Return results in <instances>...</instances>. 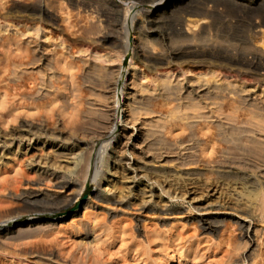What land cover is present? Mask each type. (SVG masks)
I'll return each instance as SVG.
<instances>
[{
    "label": "rangeland",
    "instance_id": "1",
    "mask_svg": "<svg viewBox=\"0 0 264 264\" xmlns=\"http://www.w3.org/2000/svg\"><path fill=\"white\" fill-rule=\"evenodd\" d=\"M77 1L0 0V32L3 34L0 39L10 33H18V31L24 33L29 27L38 26L41 32L45 31L46 27H52L51 24L46 23V14L38 13V9L46 10L48 8L58 15L57 23L60 28L52 33L53 36L55 34L54 37L58 43H60V39L67 36L68 22L74 24L75 27L77 25L80 27L84 26L86 21L96 24L95 31L99 32V36L106 34L115 39L107 42L103 51H109V53L117 55L118 52L120 53L124 50L123 43L127 40V37L133 40L139 51L137 55L131 51L124 54L121 61L124 70L131 66L132 59L137 64L139 63L141 54L139 48L154 51L156 55H169L173 50L187 44H196L203 49L214 48V45H216L215 48H218L221 43L223 44V40L225 41L227 33L240 36L243 40L238 42H241L242 46L249 45L257 50H263L264 48V29L252 26L255 22H259L264 18V0H257L259 3L251 6L252 8L250 6L248 8L246 6L241 7L240 4L232 2L233 0H180L179 4L177 3L175 6L176 8L174 7L163 15L152 16L144 12L138 13L134 18L135 24L133 23V26L131 20H126L127 4L130 0H84L86 4L88 3L84 9L79 7ZM131 1L141 3L142 8L152 3V0ZM252 2L254 3L256 0ZM208 12H212L211 14L213 15L212 26L208 27L209 30L207 26L199 27L197 25V21L206 16ZM34 13H37V15ZM64 16L66 19H64ZM189 27L191 32L187 31ZM211 28H215V35L213 34L215 31ZM20 32L19 34H21ZM4 40H0V115L7 113L10 109L14 113H19H16L18 118L14 117L11 125L17 127L20 122L21 124H31L32 130L40 137L39 142L35 140L33 143V153L46 154V131L47 136H56L52 140L57 142L58 145L71 143L69 145L70 149H59L61 160L67 159L66 161L71 162H69L70 164L67 168H56L57 170H55L53 165H49L47 168L46 164H41L44 169L47 168L50 172L56 171L57 176L66 182L63 188H58L54 181L43 182L42 186H39L40 184L36 182L39 179V175L33 171L34 169L22 168L24 171L29 170L26 173L24 172V175L28 174L23 177L24 175H21L23 170L20 166L24 158L22 155L13 156L14 159L8 167H0V238L3 241L1 242L0 239V264H264V148L261 151L256 150L249 143V137L246 140V135L249 136V133H253L254 137L261 133L256 131L242 133L241 140L243 141H240L241 143L236 147L234 143L226 141L223 133L217 130L218 125L214 118L213 120L212 118H205V120L201 118L195 121L197 123L194 124L196 127L193 125V132L196 136L190 134L188 129L184 131L178 127L177 130H174L176 137H166L169 142L173 143V148L171 149L175 151L169 150L168 154H171L172 162L164 164L165 170L168 169L167 171L172 173L175 171H179V173L182 171V173L190 172L200 175L199 179H205L206 181L219 180L220 182L218 183L223 184L222 189L225 191H223L225 193L223 198L225 200L226 198H240L251 204L250 215L246 216L248 218L240 217L238 214L240 211L231 207L230 199L226 200L227 202L225 200L220 202L217 201L218 199L215 200L216 197L212 195L207 196L211 203L207 205L206 216L220 219L224 217V220L222 219V223L216 230L200 227V223L196 218L201 216L202 212H198L195 209L200 201L190 197L184 200L172 199L169 214L164 211L162 213L154 199L148 203L145 209H139L136 204L138 201L134 202V205L136 204L134 206L132 204L133 200L128 201L131 203V207L123 204L114 208L109 203L108 205L114 208V210L111 209L110 214L105 209L107 202L101 201L103 200L104 192L100 193L99 187H97L101 181L99 179L104 176V173L99 172L95 176L96 170L100 169L98 168V155L101 151V141L97 129H94L95 126H93L95 123L93 122L94 117L92 120V116L91 118H81L82 114L80 113V118H77L78 116L76 117V115H78L79 111L71 110V107L69 109L68 106L65 108L67 112L64 113L65 111H62L64 110L62 106L64 96H62V93L61 97L58 94L62 90L65 93V90L68 89L67 86L69 87L68 84L65 89L61 90L66 84L67 76L64 74L78 72L76 71L77 68L70 69L69 73H67L61 63L59 68L58 64H56V70L52 71L55 77L53 76L51 84H56V87L59 85L60 89L52 86L54 90H51V87L49 89L52 94L49 93L46 96V74H50V69L46 67V48H42L45 47V44H41L42 42L39 40L36 43L39 48L34 51L33 47L31 49L30 44L27 45L24 39H19V47L12 43L10 45ZM246 40L249 42H246ZM232 41L235 42L234 39H229V41L227 39V42ZM181 59L172 58L178 63L177 66L180 65L179 61ZM18 61L23 62V65L16 66L12 64H21ZM116 61L118 62V60ZM174 61L173 63H175ZM46 68L49 69V73ZM10 69H17L16 77L9 74ZM56 73L59 79L56 78ZM146 74L148 78L152 75L147 72ZM62 79L63 81L65 80L63 84L61 83ZM55 80L59 82L56 83ZM244 82L250 87L256 84V80L249 78ZM81 88L85 92V95L82 92L84 97L90 94L88 93L90 92L88 87L82 86ZM84 88H87V90ZM30 90L32 93L36 91V94L41 92L40 94L44 97L40 98L39 96L41 95L39 93V95L34 96V93L27 97ZM21 91L24 92L22 93ZM51 95L54 98L53 101L50 99ZM192 95L196 96V98L195 96L193 97L192 101L199 100L203 105L208 104L212 100L209 99L207 101L208 98L201 94H187L189 98ZM32 97H35L34 100ZM188 100L190 101V99ZM49 101L52 102L49 103ZM46 102L50 105L48 106ZM249 103L250 105L247 104L248 106H245L241 111L240 118L257 120L260 116H257L256 112L260 111L259 114L261 113L262 115L261 110L264 106H260L261 109H258V105L251 101ZM60 106L62 109L59 108ZM69 110H75V115L73 116ZM204 111H208L207 108ZM46 115H49V117ZM83 118L90 120L87 121ZM83 121H86V123L91 121L89 128L87 126L90 123L86 126ZM82 122L85 123L84 128ZM140 125L138 123L136 127L138 126L139 128ZM124 126L125 123L119 122L113 134H121ZM127 128L132 129L133 132L136 131L132 125ZM139 134L136 131L134 136L137 137ZM189 134L192 137H189ZM139 142L142 145L137 142L138 145L136 144L135 146V141H133L134 147H128L123 152V157L132 161L136 160L137 157L141 161L153 160L152 157L146 154L148 150L146 141L142 142L140 140ZM181 146L189 147L188 149L191 147V149L188 151ZM244 150L246 151L244 152ZM259 152L262 155L258 154ZM176 157L179 158L177 159ZM141 158L144 159L142 160ZM187 159L188 161H186ZM179 161L188 164L180 165ZM152 164L158 165L153 163V161ZM219 165L223 169L222 173H220L221 175L217 172ZM197 175L193 176L198 178L196 177ZM15 181L16 184H14ZM15 185L18 186L16 187ZM192 186L190 185V187ZM165 196L167 197V194ZM122 207L124 208L122 209ZM239 217L246 225H250L248 231L250 238L252 237V244L253 239L256 241L252 248H250L251 245L247 240L249 238L243 234L244 229L236 222V218Z\"/></svg>",
    "mask_w": 264,
    "mask_h": 264
},
{
    "label": "bare ground",
    "instance_id": "2",
    "mask_svg": "<svg viewBox=\"0 0 264 264\" xmlns=\"http://www.w3.org/2000/svg\"><path fill=\"white\" fill-rule=\"evenodd\" d=\"M179 1L180 0H152V3H149L148 5H145V7L142 8L141 3L130 0V2L127 4L126 20L127 21L131 20L133 26V23L135 21L134 18L138 13L144 12L152 16L163 15L168 11L172 10ZM251 1L254 0H233L232 2L240 4L241 7L246 6L247 8L248 6L252 8L251 6H254V4L257 5L259 3V1L257 0L254 3L253 2L251 3ZM85 2L86 1L84 0H78L77 4L79 5V7H82L84 9L87 7L88 4V3L86 4ZM38 13L40 14L45 13L46 23L51 24L52 27H48V28L46 27L45 31L42 30L44 33L39 30L40 27L38 28V26H34L32 28L29 27L27 31L26 30L24 31V33H21L20 31H18V33L15 32L10 33L3 39H5L4 41L9 43L10 45L12 43L15 44L16 46L19 45L18 44L19 39L20 40L24 39L26 40L27 45L30 44L31 49L33 47L34 51L38 50L39 48L38 44H36L39 42V40H41L42 42L41 44L43 43L45 44V47L42 48L43 49L46 48L45 49L46 67L50 69V74H46V96L49 95V93H51L49 92L50 87L51 88L52 86L56 87L55 82H53L55 85L51 84L52 78L55 77L54 76L55 74L52 73V71L54 69L56 70L57 68L56 64H58V68H59V66H61L59 64L61 63L65 71H67V73H69L68 71H70V69L77 68L76 71L78 72H71L69 74L63 73L65 76H67V78H66V84H64L63 87L60 86L62 87L61 90L65 89L66 85L68 84L69 87L67 86V88L69 90L68 89L65 90V93L63 92V90L62 92L58 90L59 91L58 94L60 95V97L62 94H63L62 96H64L62 100V106L64 110L62 111H65V108H67L68 106L69 109L71 107V110L75 109L77 110V112L79 111L78 115H76V117L78 116L77 118H80L79 117L80 113L82 114L81 118L82 117L91 118L92 116L91 118L92 120L94 117L93 122L95 123L93 124V126H95L94 129H97L98 131L97 133L100 135V141H101V147H100L101 151L99 152L98 155L99 156L98 168L100 169L96 170L95 176H97L99 172L104 173V176L101 179H99L101 181L99 183V186L97 187H99L100 193L104 192L103 193L104 196L102 197L103 200L101 201L107 202L106 203L107 206H105L106 211L110 213L111 209L114 210L115 207H119V205L122 206L123 204H126L128 207L129 206L131 207V203L128 202L129 200H133L132 202L133 205L135 201H138V203L136 204L139 206V209H145L147 208L148 203L154 199V202L159 206L158 208H160V211L161 212L164 211L168 213L170 210V204L172 199L184 200L190 197L192 199H199L200 201L199 204L195 207V209L198 212H202V215L196 218L197 221L200 223V227L203 229L216 230L218 226L222 223V219L224 217L220 219V218L206 216L207 214L206 210L208 207L207 205L211 203L207 199V196L212 195L216 197L215 200L218 199L217 201L220 202L224 201L225 199L223 197L225 193H223L224 190L222 189L223 184L222 185L221 183L219 184L218 182L220 181L217 179L216 180L214 179L213 181L210 180L206 181L205 179L201 180L199 179L200 175L192 174L190 172L182 173L183 172L182 171L179 173V171H175L172 173V172H168L167 171L168 169L165 170L163 167L164 164L166 162L168 163L172 162V158H170L171 154L169 155L168 153L169 150L173 148L172 147L173 143L168 141L169 139L167 138L169 137L167 136H175L174 130L175 129L177 130L178 127H180L184 131L188 129V131H190V134L195 135V133L193 132L194 131L193 125L196 123L195 121H198L197 119L204 118L205 120V118L208 119L212 118L213 120L214 118V121L217 122L215 123L218 125V127L216 126L218 128L217 130H220V132L223 133L224 139L226 141L234 143L236 147L239 143H241L240 141H243L241 140L242 133L246 131H251V132L256 131L257 133H261L258 134L259 137L258 136L254 137V135H252L253 133H249L250 134L249 136L246 135V140L249 137L250 140L248 141L249 143L252 144V147H254L256 150H260V151L263 150L264 111L262 110L264 109V107L262 106H264V48L263 50L262 49L257 50L249 45H248L249 47L242 46L241 42H238L243 40L241 39L240 36L227 33L225 35L226 42L223 40V44L221 43V45L218 46V48L217 47L215 48L216 45H214V48L210 46L211 48L203 49L197 46L196 44H187L184 45L183 47H179L173 50V52L169 55H161V54L156 55L154 54V51L142 50L141 48H139L141 51L139 57L140 58L139 63L137 64L132 59L131 66L127 70H124L121 64L124 54L128 51H131L132 53L137 55V52L139 51L138 46L135 45L134 41L130 40L129 37H127V40L123 43L124 45L123 51H121L120 53L118 52L119 54L117 53V55L112 54L111 52L110 54L109 51L106 52L105 50L103 51V49L105 47V44H107V42L114 41L115 39L106 34L99 36L98 34L99 32L97 33L95 31L96 24H94L91 21L90 22L86 21V24L83 23L85 24L84 26L79 27L77 25L75 27L74 24L68 22L67 36L63 37L62 39L59 38L61 41L60 43H58L57 39H55L54 37L55 34L54 36L52 34L54 30L60 28L58 27L59 25L57 23L58 15L48 8H46V10L38 9ZM211 13L208 12L206 16L199 19L198 21L196 20L198 22L197 25H199V27L207 26V29L209 30V28L212 26V21H213V15ZM35 15H37V13ZM211 17L212 19H210ZM64 19H66L65 16ZM252 26L259 29L262 28L264 29V18L259 22H255ZM73 28L75 29L77 28V29L75 30ZM6 29L8 30V28ZM211 29L215 31V28H211ZM190 30H191L190 27L187 28V31L191 32ZM19 32L21 34H19ZM214 33H216V31L213 32V34ZM2 36L3 34L2 32H0V38H2ZM227 39L228 41L229 39H234L235 42L233 41L227 42ZM246 42L249 41L246 40ZM110 44L112 45V43ZM174 57L177 58V60L181 58L183 59L179 61L180 64L179 66H177L178 63L172 60V58ZM116 60H118V62ZM173 61L175 63H173ZM18 62L21 63V61ZM12 64L16 66L18 65L22 66L23 62L21 64H16V63H12ZM60 68L63 69L62 67ZM203 68L204 70H202ZM49 69H47L48 73H49ZM16 71L17 69L16 70L10 69L9 74L14 75V77H16L15 76L17 75ZM146 72L152 74V75L149 74L151 75L150 78H148ZM56 78H58V76ZM248 78L256 80V84L250 87V85L244 82ZM64 81L62 79L61 83L63 84ZM57 82L59 81H56V83ZM57 86L58 87L56 88H59V85ZM82 86H86L90 89V92H88L90 94L88 95L86 94L87 95L86 97L82 95L83 92L81 88ZM84 89L87 90V88ZM51 90L54 89L52 88ZM30 92L28 93V95L26 94L27 97L33 95L36 91H34V93L31 92V94ZM38 93L40 94L41 92ZM84 93L85 92H83V94ZM195 93L196 95L197 94L204 95L206 98H208L207 101L209 99L212 100H210L208 104L203 105V103H201L199 100L192 101L195 95L190 96V98L187 96V94L191 95ZM37 94L35 93L34 96H36ZM40 95H41L39 96L40 98L44 97L42 96V94ZM53 96L56 97V95L54 94ZM187 97L188 99H190V101L187 99ZM29 98L31 99V97ZM50 99L53 101L54 98L52 97V95ZM250 101L258 105L259 108L256 106L258 109H261L262 107L261 110V112L263 113L262 115L261 113L259 114L260 112L259 110H257L259 111L258 113L256 112V115L260 116L257 120H249V119L245 120L243 117L240 118L241 111L245 108V106L250 105L249 103ZM51 102L49 101V103ZM49 103L48 106L50 105ZM254 104L253 106H255ZM59 108H61V106ZM206 108L208 111H204ZM75 110L73 111L69 110L70 113L73 114V116L75 115L76 112ZM66 112L67 111H65L64 113ZM16 113L18 112L14 113L13 110L9 109L7 113L5 112L4 114L2 113L0 115L1 116L0 167L2 168L8 167V165H11V162L14 159L13 156L22 155L24 158L20 164L21 169L22 168L24 169L29 168V170L34 169L33 171L37 172L36 174L39 175V179H37L38 181H36L38 182L37 184H40L39 186H42L43 182L49 183L50 181L52 182L54 181V183L58 188L65 187L66 182H64L62 179H60L59 176H57L55 170H57L58 168L59 169L67 168V166L70 164L69 162L71 161H66L67 159L61 160L62 158H60L59 149L62 148L68 150L69 145L71 143L67 145H63V144L58 145L57 142L55 141L53 142L52 140L54 137L56 138V136L55 135L47 136V131H46V154L33 153L32 150L33 143L35 140H38L39 142L40 137L36 135V133L32 130L33 127L31 126V124L28 123L21 124L20 122V125L17 127H15V125H11V121L14 119V117L18 118L17 115L19 113L18 114ZM46 116L49 117V115ZM85 120L88 121L90 119L87 118ZM83 122L86 123V121ZM83 122L82 124H84L83 125L84 128L85 123ZM119 122L125 123V126L123 127L121 134L118 133L117 135H114L113 131L114 129L116 130V128L118 127ZM89 123H86V126L87 124H89L87 126L88 128L91 125V121H89ZM138 123L141 124L139 128L138 126L136 127ZM3 125L5 128L3 127ZM129 125H132L135 128V130L140 133L139 136L137 137L134 136V133L136 131L133 132L132 129L127 128ZM88 128L87 130H89ZM189 137L192 136L190 135ZM140 140H142V142L146 141L148 150L147 153L146 152L145 153L148 154V156L152 157L153 160L151 159L143 160L144 158H141L143 160L141 161L140 158L138 159L137 157L136 160L132 161L129 160L128 158L127 159L124 158L123 152L126 151L130 146L134 147L133 146L134 144L132 143L133 141H135V146L137 142L139 145H142L139 142ZM24 143L26 144L24 145ZM234 144L232 145L234 146ZM56 146L58 147L56 148ZM185 146H181V147L187 149L188 151L191 149V147L190 149H188L189 147L186 148ZM245 151L246 150H244V152ZM174 154L176 155V153ZM184 154L190 156L187 153ZM258 154H260V152ZM152 161L153 163L158 165H153ZM186 161H188V159ZM179 162L181 163L180 165L188 164L186 162H181V161ZM41 164H46V167L49 165H53L55 167V170L50 172V170L47 169L48 167L44 169L43 166H41ZM29 170H25V171L23 170V173L21 172L20 173L21 175L22 174L24 175V172L26 173V171ZM222 171L223 169L219 165V169H217V172L220 174L222 173ZM25 175L23 177H25ZM193 175H197L196 177L198 178H195V176ZM14 184H16V181ZM190 185L191 186L193 185L194 187L193 186L190 187ZM165 194H167V197L165 196ZM131 197L133 198L131 199ZM229 199L226 198L227 201ZM230 200H231L230 201L231 207L234 210L240 211L238 213L240 217H244V219L248 218L246 216L251 212V204L240 198H232ZM109 203L113 205L114 208L108 205ZM124 207H122V209ZM240 217L236 218V222L239 223L242 229H244L243 234L249 238L247 240L251 245L250 248H252V245H254L256 241L253 239V244H252V237L250 238V234L248 231L250 225H246V223L240 220ZM1 242H3L2 239Z\"/></svg>",
    "mask_w": 264,
    "mask_h": 264
}]
</instances>
